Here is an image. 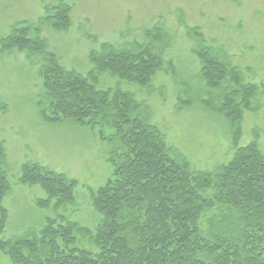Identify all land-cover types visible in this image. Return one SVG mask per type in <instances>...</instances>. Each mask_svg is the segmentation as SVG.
Wrapping results in <instances>:
<instances>
[{
	"label": "trees",
	"instance_id": "16d2710c",
	"mask_svg": "<svg viewBox=\"0 0 264 264\" xmlns=\"http://www.w3.org/2000/svg\"><path fill=\"white\" fill-rule=\"evenodd\" d=\"M71 11V5L58 0L44 5L36 21L14 23L0 37V60L12 50L36 60L42 86L39 117L48 124L86 126L101 141H115L107 157L112 173L104 185L87 189L99 216L93 229L63 215L46 217L38 230L0 239L7 263L264 264V149L257 143L258 131L239 146L244 113L258 110L254 99L262 86L245 83L242 70L229 63L222 48L206 47L201 32L187 28L199 61L197 89L193 96L180 90L177 108L196 103L219 115L228 124L234 151L228 162L210 171L195 170L149 122L145 103L118 87L97 88L102 73L147 91L154 90L159 72L175 76L172 61L164 58L168 35L162 26L144 31L142 41L100 43L89 52L91 69L82 75L62 66L41 36L42 26L68 30ZM190 84L181 88L189 90ZM6 109L0 102V112ZM105 128L112 134L105 136ZM5 160L0 143V236L8 221L3 200L11 192ZM17 181L43 189L46 198L35 201L38 208L59 211L76 203L78 182L40 164H23Z\"/></svg>",
	"mask_w": 264,
	"mask_h": 264
},
{
	"label": "rangeland",
	"instance_id": "374dc122",
	"mask_svg": "<svg viewBox=\"0 0 264 264\" xmlns=\"http://www.w3.org/2000/svg\"><path fill=\"white\" fill-rule=\"evenodd\" d=\"M56 1L0 0V37L7 35L18 21H36L43 15V6ZM63 1L72 7L71 26L62 32L42 26L41 36L62 66L82 75L91 69L89 52L97 50L100 43L119 46L142 41L144 31L162 26L168 35L164 58L172 61L175 76L159 72L153 81L154 90L147 91L102 73L97 88L118 87L145 103L150 110L149 122L187 158L193 169L210 171L228 162L234 151L228 124L219 115L196 103L177 108L180 90L193 96L197 89L199 61L191 51L195 41L187 36V28H197L206 47L222 48L229 63L242 70L245 83L262 86L254 99L258 110L244 113L239 146L252 141V130L256 129L257 143L264 149V0ZM186 83H191L189 90L181 88ZM41 90L36 60L17 50L2 57L0 102L7 109L0 112V143L5 147L4 169L11 184V192L3 200L8 211V221L0 236L3 240L38 230L46 217L60 215L93 229L99 216L88 202L87 189L96 190L104 185L112 173L107 157L116 142L101 141L97 131L86 126L44 122L36 107ZM104 132L105 136L112 134L108 128ZM25 163L40 164L76 180L75 205L59 211L38 208L35 201L46 198L43 189L17 181ZM84 247L91 249L87 244ZM0 264H8L2 253Z\"/></svg>",
	"mask_w": 264,
	"mask_h": 264
}]
</instances>
